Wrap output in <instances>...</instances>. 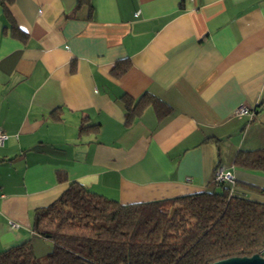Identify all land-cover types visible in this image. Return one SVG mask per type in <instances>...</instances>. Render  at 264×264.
Here are the masks:
<instances>
[{
    "label": "crops",
    "instance_id": "1",
    "mask_svg": "<svg viewBox=\"0 0 264 264\" xmlns=\"http://www.w3.org/2000/svg\"><path fill=\"white\" fill-rule=\"evenodd\" d=\"M89 1L0 5V252H49L33 211L71 182L129 204L216 189L222 165L264 202V173L233 165L264 150V0ZM144 93L158 106L126 126L121 96Z\"/></svg>",
    "mask_w": 264,
    "mask_h": 264
},
{
    "label": "trees",
    "instance_id": "2",
    "mask_svg": "<svg viewBox=\"0 0 264 264\" xmlns=\"http://www.w3.org/2000/svg\"><path fill=\"white\" fill-rule=\"evenodd\" d=\"M12 1L0 0L3 10ZM82 5L90 9L89 0H77L74 9ZM128 66L115 64L112 74L120 76ZM121 100L126 126L146 107L158 106L148 93L137 99L124 94ZM97 130L81 124L78 133ZM233 165L264 173V150H238ZM215 184L210 191L120 204L71 182L33 211L31 230L51 242L50 251L37 257L28 241L21 242L0 252V264H210L258 254L264 202L229 197L227 183Z\"/></svg>",
    "mask_w": 264,
    "mask_h": 264
},
{
    "label": "built area",
    "instance_id": "3",
    "mask_svg": "<svg viewBox=\"0 0 264 264\" xmlns=\"http://www.w3.org/2000/svg\"><path fill=\"white\" fill-rule=\"evenodd\" d=\"M249 115L252 117L254 115V111L250 109L249 107L245 105H240L234 109V115L235 116H242V115ZM8 138V135L0 128V146L4 144L6 139ZM213 183H219V182H224L229 185V193L228 196L236 195L239 194L238 190L236 189L235 185V180L232 172L222 165H218L215 167L213 171V178H212ZM9 230L12 232H19L20 230V225L16 222H9ZM261 257L264 258V245L260 249L258 253Z\"/></svg>",
    "mask_w": 264,
    "mask_h": 264
},
{
    "label": "water",
    "instance_id": "4",
    "mask_svg": "<svg viewBox=\"0 0 264 264\" xmlns=\"http://www.w3.org/2000/svg\"><path fill=\"white\" fill-rule=\"evenodd\" d=\"M210 264H264V258L259 254L243 257H230L214 261Z\"/></svg>",
    "mask_w": 264,
    "mask_h": 264
},
{
    "label": "rangeland",
    "instance_id": "5",
    "mask_svg": "<svg viewBox=\"0 0 264 264\" xmlns=\"http://www.w3.org/2000/svg\"><path fill=\"white\" fill-rule=\"evenodd\" d=\"M35 254H36V253H35ZM45 254H46V252L42 253L41 255L39 254V255H37V256H41V257H43Z\"/></svg>",
    "mask_w": 264,
    "mask_h": 264
}]
</instances>
